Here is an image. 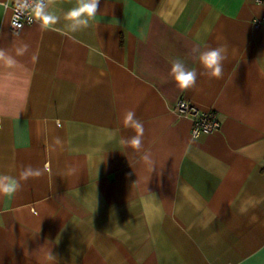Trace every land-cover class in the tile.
Here are the masks:
<instances>
[{"label":"crops","instance_id":"0c3cea01","mask_svg":"<svg viewBox=\"0 0 264 264\" xmlns=\"http://www.w3.org/2000/svg\"><path fill=\"white\" fill-rule=\"evenodd\" d=\"M18 1L0 0V175L20 183L0 194V264H264V3L100 0L72 32L77 0H45L55 22L11 32ZM219 46L215 78L198 55ZM180 98L219 129L193 136Z\"/></svg>","mask_w":264,"mask_h":264},{"label":"clouds","instance_id":"9594fccd","mask_svg":"<svg viewBox=\"0 0 264 264\" xmlns=\"http://www.w3.org/2000/svg\"><path fill=\"white\" fill-rule=\"evenodd\" d=\"M28 5L29 0H23ZM100 0H77L76 6L69 9L64 18L70 22V30L72 32L81 31L89 27L90 20L94 18L98 12ZM30 10L34 12L35 17L42 24H52L58 18L47 11L44 0H34L31 4ZM0 58H5V53L0 50ZM227 59L226 46L209 47L204 51L199 52L198 60L203 69L212 77L220 78L224 72V61ZM8 65L14 64L11 57L6 58ZM171 74L181 90H188L196 85L198 73L195 69H189L180 58H175L171 61ZM123 123L125 127L134 131L135 135L128 139L121 138L120 143L139 151L143 147V122L136 118V114L132 110H127L123 116ZM41 170L32 168L31 166L25 167L20 177L22 180L27 181L30 178L40 176ZM20 187L19 181L16 179L0 175V194L11 195L15 193ZM56 257L49 256L50 261H55Z\"/></svg>","mask_w":264,"mask_h":264},{"label":"built area","instance_id":"2783aa9c","mask_svg":"<svg viewBox=\"0 0 264 264\" xmlns=\"http://www.w3.org/2000/svg\"><path fill=\"white\" fill-rule=\"evenodd\" d=\"M264 3V0H258ZM45 2V0H44ZM34 0H29L26 5L23 0L11 5V16L9 20V28L11 32H18L25 25L34 21V12L30 10ZM176 114L178 116L188 117L192 120V135L197 136L199 133H211L219 129L220 120L214 110H202L196 105L190 103L184 98H180L176 103Z\"/></svg>","mask_w":264,"mask_h":264}]
</instances>
